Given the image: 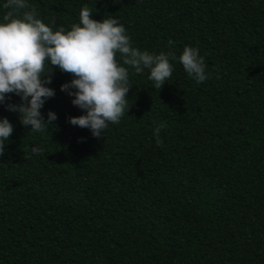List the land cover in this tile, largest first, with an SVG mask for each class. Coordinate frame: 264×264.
<instances>
[{
    "label": "trees",
    "instance_id": "16d2710c",
    "mask_svg": "<svg viewBox=\"0 0 264 264\" xmlns=\"http://www.w3.org/2000/svg\"><path fill=\"white\" fill-rule=\"evenodd\" d=\"M29 2L56 28L88 6L142 51L197 47L210 78L197 84L172 60L158 90L148 69L129 67L131 107L100 138L69 122L83 110L58 68L41 109L57 119L44 132L8 110L20 96L6 97L0 264H264V0Z\"/></svg>",
    "mask_w": 264,
    "mask_h": 264
},
{
    "label": "clouds",
    "instance_id": "9594fccd",
    "mask_svg": "<svg viewBox=\"0 0 264 264\" xmlns=\"http://www.w3.org/2000/svg\"><path fill=\"white\" fill-rule=\"evenodd\" d=\"M0 15V103L10 94L21 97L19 104H8L9 111L20 114L21 123L32 132H44L57 119L49 111L45 121L41 109L47 98L55 95L49 86L53 68L70 74L73 79L61 85V91L73 97V105L83 114L72 116L74 126L88 128L94 137L106 133L109 124H119L128 113L129 67L136 74L149 70V80L160 90L171 79L172 60L182 64L197 84L210 78L205 58L197 47L186 45L179 55L174 51L158 54L133 47L125 26L117 18H93L88 6L81 8L79 22L70 28L55 27V18L45 22L29 0H4ZM174 42L169 40V45ZM161 126L154 129L158 146ZM14 131L7 117L0 118V156ZM42 154V147H32Z\"/></svg>",
    "mask_w": 264,
    "mask_h": 264
}]
</instances>
